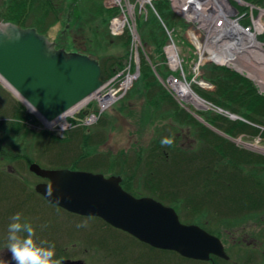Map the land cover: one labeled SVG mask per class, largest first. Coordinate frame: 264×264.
<instances>
[{
    "label": "rangeland",
    "instance_id": "1",
    "mask_svg": "<svg viewBox=\"0 0 264 264\" xmlns=\"http://www.w3.org/2000/svg\"><path fill=\"white\" fill-rule=\"evenodd\" d=\"M99 1L100 0H84L82 2L83 4L78 8L79 12L77 11L78 14L81 15L79 16L80 20L78 24H73L74 14H77V12L74 9H71L70 6H66L65 4L62 5V18L57 25L48 31L47 37L50 41L55 42L59 48H66L69 53H77L84 56H90L93 54L102 66L106 63V69L108 68L107 59H123L124 56H128L124 60V67L120 73L116 77H111L105 81L106 83L111 82V84L102 92L100 97H103V95L108 93L110 88H112L114 91L118 92L117 97L122 96V98L118 99L104 113L101 112L98 99L96 98L91 100L89 104L82 108L80 113L76 115V117L78 116L79 120H82V122L74 120L72 123L74 126L73 128L64 133L37 132L32 130L30 125L37 120L35 115L27 109L26 105L19 98L0 82V261L4 260L7 253H11L7 247L9 243L7 239L8 225L12 222L10 218L16 213H21L22 222L31 223L35 229L36 235L34 238L38 242L41 240L49 242L45 235H50L51 231H53V234L51 235L53 237L62 234V238H56L57 240H54L53 242L57 244V247H59L58 250H61V252H74V255H77L80 259L84 260V258L91 257V253L87 252L86 249H92L95 244L99 247L102 245H126L130 248L129 250L133 254L142 259L141 262H149V255L144 254L147 250L144 248V251H142L140 245L134 242L128 235L121 233L114 228H109L97 218L73 215L46 203L40 195L34 193L35 187L46 181L29 171L30 165L37 164L42 169L49 171L68 169L71 171L102 174L106 177L117 176L122 178V174L119 175L120 171H128L127 162L124 164L122 162V157H130V161L133 163L138 157V154H140L139 152L150 146L155 138L157 127L163 123L164 119H161V116L162 118H165L166 114L160 109L164 106V103L162 102L163 96L159 95L158 98L155 99L156 105L158 106L153 107L151 105L148 106L146 101L142 99V96L136 92L135 85L141 76V60L152 67L155 77L166 94H168L177 105L185 109L198 122L202 123L196 117H200L204 121V119L197 114L198 112L202 113L209 110L214 113H219L217 108L203 100L197 94V89L206 92L214 91V87L209 83L208 85H210L211 88L207 86L203 89L195 84H199L201 81V77H197L194 73V67L199 63L200 49H198L193 43V39H191V37L189 38V32L191 34L193 32V35L198 37L200 41L203 40L205 33L201 31L200 25L196 23L199 21L196 20L191 22L188 20L187 22V20L181 17L176 10L172 9L169 0H157L154 1L152 5H142L143 0H130V4L135 8L138 22L137 31L141 42L140 28L148 21H154L157 22L158 25L161 24L163 27H166L164 23L160 21L161 19L155 9V2L167 1L170 4L171 10L176 19L181 25L182 23L185 25L184 31L177 27L174 29L164 28L165 32L163 36L165 37V44L161 54H159L154 47L145 46L142 43V46L138 49L139 61L137 62L136 49L133 47L132 35L129 30L122 36H117L115 40L112 39V44L107 47L106 44L97 42V38L93 35V32L96 31L100 33V36L107 33L115 38V36L112 35L110 24L113 18L117 17L121 12V10L113 4L112 0H102L100 1L101 9L105 13L101 18L97 19L98 15L95 8L99 9ZM250 1L242 0L240 5L236 0H233V2L231 0V4H235V6H233L238 11L237 17L240 20L241 27L244 30L250 28L249 30L253 32L254 20L248 21L247 17L243 18V15H246L244 13L253 12V18L255 20L260 18L261 24L264 25V15H261V12H264V5H260L258 1L255 0H253L254 2ZM124 4L125 3H123V6L125 7ZM242 9L247 10L242 11ZM113 10H117V14L111 19H108L107 17H110L109 12ZM104 16L105 18H103ZM213 17L214 16H212L211 19L212 23L214 21ZM105 20H107V22ZM246 22L248 23L245 24ZM223 26L224 24L222 27ZM167 31L171 34V37L168 35ZM124 36L129 40V45L127 47H125V45L123 46L122 42H120ZM263 36L264 33L257 36V41L264 45V43L260 41V38ZM93 40L94 43H97V47L92 45ZM171 40H173V44L177 47L179 56L183 60L182 69L177 71H174L171 67L166 54V48L171 45ZM152 53H154L155 57H161L162 55L164 58V61H161L162 57H159L157 61L159 62L158 67H160V70L168 72L166 78L160 77L156 68L151 63L149 56ZM203 54L205 61H203L204 64L202 63L203 65L200 67V72L202 67L207 64H212L220 68H227L213 63L211 61L213 58L211 56L212 54L208 50H205ZM214 59L218 62L216 58ZM241 63L242 61H240V64ZM256 64L257 63H255V65ZM231 68H233L240 76H244L249 80L260 94L263 90L260 85V82L262 81L261 78H252L247 71H242L232 66ZM128 73L131 78H133L131 86L122 87L121 83L126 79ZM169 76L171 77L170 79L176 78L177 82L174 80V83L177 88L183 83H186V86L189 85L191 91L199 99L204 101L208 108H199L192 102L186 104L178 99V97L169 90ZM142 85L143 84L139 87L141 90ZM180 88L182 89V87ZM17 103L21 104L26 109L19 115H16V113L18 114V110H20ZM168 108L172 110V108ZM24 113L27 115V118L28 116L31 117V120H29L28 123L26 122V125H28L34 135H30L29 137H25L22 131H18V127L16 128L14 125H7L3 122L7 121L6 123H8L11 120L13 122L18 120L22 121L21 116L23 117ZM97 113L100 116L98 123L93 126H85V123L83 122L84 119ZM181 129L184 138L187 137V140H190V137L187 136V128ZM85 130L94 139L90 136L88 138L85 137L88 141L85 140L84 142L83 138L77 139L76 143L71 145L66 144L62 149L63 146H61V144L65 142L66 138L69 140L68 143H72L70 141L71 137L81 134V131ZM36 133L46 134L37 135ZM46 135L55 137L61 142V144H54ZM225 136L226 137L224 138L233 141L238 146L246 150H249L250 148V150H253L252 152L264 156V142H262L260 136L244 137L243 135L239 136L236 140L228 135ZM187 140L184 139L185 146L189 143ZM81 147H83V150ZM253 148H255V150ZM97 158L102 162V168L94 169L95 166H93L88 167L91 168L88 170H80L81 166L84 167L86 163H92L93 160L95 161ZM114 161L117 163L116 166L113 165ZM2 172L5 174H1ZM129 182L134 188H138L139 183L135 181L134 185L133 180L128 181V183ZM136 198L141 199L145 197H142L141 195V197ZM178 215L183 224L196 225L194 223V221H196L195 219L193 220L192 218L183 217L181 213H178ZM201 219L204 220L205 217H201ZM247 220V223L241 228L233 229L231 223H226V225L222 224L220 226H213L209 232H214L210 234L221 240L231 263L245 264L247 261L246 259L253 257L254 264H264V212L249 217ZM202 222L203 225H205L206 222ZM196 226L203 227L202 225ZM229 228H232L231 231L228 230ZM21 235L26 234L21 233ZM172 258L173 257L170 254H164L162 257V263L158 262L157 264H173V261L178 264H195L192 263L193 261L183 259L182 257H180L179 261L172 260ZM80 259L77 261H80ZM89 259L90 261L88 264H105L99 260L91 261V258Z\"/></svg>",
    "mask_w": 264,
    "mask_h": 264
},
{
    "label": "trees",
    "instance_id": "2",
    "mask_svg": "<svg viewBox=\"0 0 264 264\" xmlns=\"http://www.w3.org/2000/svg\"><path fill=\"white\" fill-rule=\"evenodd\" d=\"M83 1L0 0V22L13 23L23 29H35L39 34L47 37L48 31L57 25L62 18V5L70 6L71 9L77 12ZM100 1L98 3L99 9L95 8L98 15L97 19L105 13L101 9ZM255 1H258L260 5H264V0ZM154 4L160 21L166 27H163L160 23L158 25L157 22L148 21L140 28V33L143 45L154 47L161 54L165 44L164 28L174 29L177 27L184 31L185 25L183 23L181 25L176 19L167 1H159ZM245 10L247 9H242V11ZM78 12L74 14L73 24L79 23V16L81 15ZM109 13L110 17L107 18L111 19L117 14V10ZM105 21L107 22V20ZM93 35L97 38V42L106 44V47L112 44V39H116V37H111L107 33L100 36L98 31L93 32ZM125 36L120 42L127 47L129 40ZM260 41L264 43V36L260 38ZM92 45L97 47L94 40ZM57 49L66 50L64 47L59 48L58 45ZM90 57L96 59L93 54ZM126 57L128 56L126 55ZM126 57L124 56L123 59H107V69L106 63L102 66L99 62L102 67L103 81L111 77L114 78L120 73L124 67ZM159 57H155L154 53L149 56L160 77L166 78L168 72L160 70V67H158L159 62L157 59ZM161 61H164L163 57ZM140 69L141 76L135 85L137 94L139 93L142 96L148 106L153 107L158 106L155 99L159 95L163 96L164 106L158 108L166 114L165 118L161 116V119H164L163 123L160 122L162 124L157 127L155 138L150 146L140 151L133 163H131L130 157H122V162L124 164L127 162L128 165V171H120L119 174H122L123 189L135 197H141V195L142 197H150L165 206L174 208L183 217L195 219L194 223L202 225V228L208 232L213 226L226 225V223H231L233 229L241 228L247 223L249 217L263 213L264 156L238 146L233 141L220 136L198 122L166 94L155 77L151 66L141 60ZM201 78L212 85L214 91L206 92L197 89V94L217 108L219 113L208 110L197 114L211 127L235 140L243 135L244 137L260 136L262 142H264V95L259 94L255 86L244 76H240L229 68L207 64L201 69ZM141 84H143L142 90L139 89ZM18 106L21 111L18 110V114L15 111L16 115L26 110L21 104H18ZM226 113L239 119L233 120ZM21 118L22 121L3 122L18 127L17 130L22 131L25 137L34 135L26 125V122L28 123L27 115L24 113ZM71 122L73 123L74 120H71ZM181 128H187V136L190 137V140H187V137L184 138ZM81 132V134L71 137L70 141L72 143H68L69 140L66 138L65 142L61 144L55 137L46 136L54 144H61L63 149L66 144L76 143L77 139L83 138L84 142L87 140L85 137L90 136L92 138L86 130ZM184 139L189 141L187 146H185ZM165 141H171V143H164ZM81 148L83 150V147ZM101 165L102 162L97 158L92 163H86L84 167L81 166L80 170H88L91 169L88 167L93 166H95L94 169L102 168ZM113 165L116 166L117 163L114 161ZM1 174L5 173L2 172ZM132 180L134 185L135 181L139 183L138 188H134L130 182L128 183ZM34 193L36 194L35 191ZM201 217H205V219L203 220ZM100 221L112 228L102 220ZM202 221L206 222L205 225ZM231 229L228 230L231 231Z\"/></svg>",
    "mask_w": 264,
    "mask_h": 264
},
{
    "label": "water",
    "instance_id": "3",
    "mask_svg": "<svg viewBox=\"0 0 264 264\" xmlns=\"http://www.w3.org/2000/svg\"><path fill=\"white\" fill-rule=\"evenodd\" d=\"M102 75L96 59L57 49L55 42L35 29L0 22V77L15 92L9 91L46 121L54 122L99 95L105 85ZM29 171L47 181L37 185L35 192L52 206L101 219L146 245L174 251L186 260L209 262L212 256L229 260L219 238L199 226L183 224L172 207L150 197H134L123 189L121 177L49 171L37 164L30 165Z\"/></svg>",
    "mask_w": 264,
    "mask_h": 264
},
{
    "label": "built area",
    "instance_id": "4",
    "mask_svg": "<svg viewBox=\"0 0 264 264\" xmlns=\"http://www.w3.org/2000/svg\"><path fill=\"white\" fill-rule=\"evenodd\" d=\"M154 1H157V0H143L142 2V5H147V4H150L152 5ZM238 4L242 3V0H236ZM113 4L121 10L120 14L113 18V20L111 21V24H110V28H111V31H112V35L117 37V36H122L124 33H126L128 30L130 31L131 35H132V43H133V47L136 49V60H137V54H138V49L140 46H142V43L140 41V37H139V34H138V22H137V18H136V13H135V8L134 6H132L130 4V0H112ZM170 4H171V7L172 9L176 10L178 12V14L185 18L188 22V20H190L191 22H194L195 19H193V15L192 13H187V8L184 7L183 3L180 2L179 0H169ZM233 2V0H232ZM123 3H125V7L123 6ZM235 6V4H233ZM231 4V1H229V7L231 9H233L232 14V18H233V22H237L238 26L247 34H251V35H254L255 34V40L256 42L262 47L264 46L263 44H261L259 41H257V36H260L264 33V30L261 32V33H256V29H255V23L258 21V18L255 20L253 18V12L251 13H244L246 15H243V18H246L247 17V20L248 21H253V28H254V31H250L249 29H243L240 25V20L238 19V15H237V10L235 9V7ZM241 5V4H240ZM237 7V6H236ZM239 9V8H238ZM220 17H217V16H214L213 17V23L212 25L214 26L215 29L217 28H223L222 25V20H218ZM212 19V18H211ZM220 21V22H219ZM215 22V23H214ZM216 24V25H215ZM260 24H261V21H260ZM262 25V24H261ZM264 27V25H262ZM217 27V28H216ZM202 27H200L201 29ZM203 29V28H202ZM221 30V29H220ZM203 31V30H201ZM204 32V31H203ZM168 35L171 37V34L167 31ZM205 35H204V38L202 41H200V39L198 37H195L193 35V32L192 34L189 32V38L191 37V39H193V43L197 46L199 50V63L195 65L194 67V73L195 75L198 77H201V72H200V67L201 65H203V61H205V57H204V54L203 52H205L204 50V46H207L208 43H213L214 40L212 41L211 38H212V35H210L208 32H204ZM217 33V31H216ZM171 45L166 48V54L168 56V59L170 61V64H171V67L173 68L174 71H177L179 69H182V62L183 60L181 59V57L179 56V51L177 50V47L173 44V40H171ZM172 46H174L175 48V52L177 53L178 55V67L176 68L175 65H174V61L172 59V56H171V53L168 51L170 48H172ZM264 48V47H263ZM214 55V54H213ZM138 57H139V54H138ZM213 63L217 64V61L212 58L211 60ZM203 63V64H202ZM123 75V74H122ZM184 75V74H183ZM171 77L169 76V79H168V86H169V90L171 92H173L177 97L178 99H180L183 103H190L189 101V98L186 96L188 94H183V87L185 88H189L190 92H191V95L196 97L198 101H200L204 107L202 108H208V106L206 105V103L204 101H202L201 99H199L192 91H191V88L190 86H186V83H183L180 87H182V89L180 87L177 88V86L175 85L174 83V80L175 82H177L176 78H172L170 79ZM133 79L131 78L130 74L128 73V75L126 76V79L123 80V82L121 83L122 84V87L125 86V87H129L131 86V83H132ZM111 84L110 83H107L103 88L102 90L100 91V96L102 94L103 91H105V89ZM196 85H198L200 88H206L207 86L210 87V85H208L207 83H205L202 79L200 81L199 84L195 83ZM211 88V87H210ZM264 89L260 92V94H263L264 92ZM117 94L118 92L117 91H114L112 88H110L109 92L106 93L104 96L108 95L109 97L112 96L114 99H110V100H106L102 97H99V95H97L94 99H98V104H99V108L101 110L102 113H104L112 104H114L118 99H121L122 96H118L117 97ZM93 99V100H94ZM185 104V105H186ZM29 111L31 113H33L35 115V118L37 120H35L34 123H31V128L35 131H44V132H49V133H64L65 131L73 128V124L71 122V120H75L76 119V115L78 114L77 113H72L71 115H69V113H67L66 115L60 117L59 119H57L56 121L54 122H48L46 121L44 118H42L37 112H35L34 110L32 109H29ZM99 115L98 113L97 114H94L92 116H88L84 119V123H85V126H93L94 124H96L99 120Z\"/></svg>",
    "mask_w": 264,
    "mask_h": 264
},
{
    "label": "bare ground",
    "instance_id": "5",
    "mask_svg": "<svg viewBox=\"0 0 264 264\" xmlns=\"http://www.w3.org/2000/svg\"><path fill=\"white\" fill-rule=\"evenodd\" d=\"M179 1L183 3L185 8H187V13H192L193 19H195V21H199L196 23L203 28H201V30L212 35L211 40H214V42L208 43L207 46H204V50H208L212 54L211 56L218 60V65L234 70L231 68L232 66L236 69L247 71L252 78H261L262 81L260 82V85L264 89V48L256 42L255 34L251 35L245 33L238 26L237 22H233L234 20L231 16V11H233V9L229 7V1L231 0ZM261 15L263 16L264 12H261ZM212 16L220 17L218 20H222L224 26L223 28H220L221 30L217 27V29H215L212 25ZM255 29L257 34L264 30V27L260 24V18L255 23ZM168 51L171 53L174 65L177 68L179 62L174 46H172V48ZM138 61L139 57L137 54V62ZM240 61H242L241 64ZM255 63L257 64L255 65ZM0 79L4 82L8 89H11V87L1 77ZM183 91V94H188L186 96L189 98L190 102L199 108L204 107V105L198 101L196 97L191 95L189 88L183 87ZM95 97L72 110L69 115L79 112L80 109L84 108ZM98 97H100V95ZM102 98L106 100L114 99L112 96L109 97L108 95Z\"/></svg>",
    "mask_w": 264,
    "mask_h": 264
},
{
    "label": "flooded vegetation",
    "instance_id": "6",
    "mask_svg": "<svg viewBox=\"0 0 264 264\" xmlns=\"http://www.w3.org/2000/svg\"><path fill=\"white\" fill-rule=\"evenodd\" d=\"M255 150V148H253ZM250 150V149H249ZM253 151V150H250ZM123 180V178H122ZM46 202V200H45ZM47 203V202H46ZM49 204V203H48ZM53 207V206H52ZM55 207V206H54ZM57 208V207H55ZM59 209V208H58ZM63 210V209H61ZM65 211V210H64ZM74 215V214H73ZM119 231V230H117ZM57 232V231H56ZM121 233H124L120 231ZM53 234V231H51L50 235H45L46 239L49 240L50 243H53L54 240H57L56 238H62V234L59 236L53 237L51 236ZM128 235L134 242L138 243L140 245V249L144 251V248L148 251H145V255H149L148 261L149 262H141L142 259H140L137 255L133 254L126 245H117V246H111V245H102L101 247L97 246L96 244L92 249H86L87 252L91 253V261L92 260H99L105 264H157L162 263V257L164 254H170L175 261H179L180 255L174 251H165L161 249H155L149 245H146L139 240L135 239L134 237L130 236L127 233H124ZM42 236V235H41ZM43 237V236H42ZM69 238V237H67ZM55 244V250H56V258L62 259V264H88L90 261L89 258L80 259L77 255H74V252H61V250H58L59 247H57ZM77 246V245H76ZM75 246V247H76ZM249 246V245H248ZM81 251V250H80ZM227 254V253H226ZM80 259V261H77ZM247 261L245 264H254L253 257L246 259ZM3 261H10L12 262V254L7 253ZM193 261V260H190ZM230 258L229 260H224L215 256L211 257V260L209 262H199V263H205V264H237V263H231ZM197 262L193 261L192 263ZM256 263V262H255ZM173 264H178L173 261Z\"/></svg>",
    "mask_w": 264,
    "mask_h": 264
},
{
    "label": "clouds",
    "instance_id": "7",
    "mask_svg": "<svg viewBox=\"0 0 264 264\" xmlns=\"http://www.w3.org/2000/svg\"><path fill=\"white\" fill-rule=\"evenodd\" d=\"M164 143H171L165 141ZM8 225V250L15 264H62V259L56 258L55 244L48 241H37L35 229L29 222H22V214L16 213ZM24 233L26 235H21ZM0 264H11L10 261H0Z\"/></svg>",
    "mask_w": 264,
    "mask_h": 264
}]
</instances>
